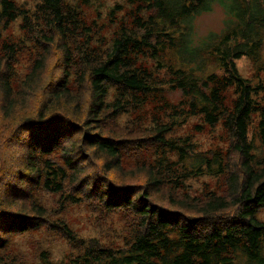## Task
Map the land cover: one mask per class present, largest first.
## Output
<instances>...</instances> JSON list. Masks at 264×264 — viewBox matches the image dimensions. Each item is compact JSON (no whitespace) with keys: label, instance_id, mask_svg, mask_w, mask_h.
I'll use <instances>...</instances> for the list:
<instances>
[{"label":"rangeland","instance_id":"obj_1","mask_svg":"<svg viewBox=\"0 0 264 264\" xmlns=\"http://www.w3.org/2000/svg\"><path fill=\"white\" fill-rule=\"evenodd\" d=\"M12 1L19 14L14 19L0 21V76L7 79L9 98L14 100V106L5 110L3 106L7 105V100L3 99L0 89V238L4 233L7 235V243L0 249V255L6 264H73L92 238L113 249L127 247L135 236L138 215L124 204L107 206L105 200L108 201L110 193L103 184L97 181L93 189L90 185L96 175L106 176V181L114 186L141 184L147 175L136 168L151 166L163 181L160 191L152 198L161 206L172 209L181 208L178 205L181 199L203 202L209 194H226V178L230 171L237 170V156L230 149L228 132L222 119L212 126L206 123L202 114L189 109L190 98L184 97L179 87L170 86L169 65L177 60V54L170 48V41L163 37V32L145 33L137 23L155 12L153 8L144 7L139 0H61L65 9L74 11L77 20L68 26L67 42L72 55L66 69L68 92L79 99V104L71 110L63 108L58 111L78 120L84 118L89 89L87 82L79 85L76 81L80 69L79 50L103 58L114 38L125 29L136 42L131 43L128 55L132 68L155 83L156 88L150 91L131 92L114 85L107 86V103L116 97L124 101L121 110L113 114L105 112L108 118L103 117L100 121L102 133L119 140L121 171L104 172L101 168L103 158L89 152L82 156L77 149H72L73 158L82 169L76 176L80 181L65 179L63 193L44 189L42 179L37 184L28 178L22 168L27 149L37 151L45 142L51 146V151L38 153L37 162L50 159L55 166L69 171L64 153L69 144L78 141L79 135L71 136L67 122L51 116L52 111L45 110L47 116L42 120L37 118V111L48 91L61 78L64 68L62 51L56 46L58 39L49 25L48 10L42 0ZM224 18L222 9L216 4L211 11L197 14L191 20L194 39L219 31L224 26ZM50 35L55 38L53 42L45 39ZM45 49L48 51L40 86L26 95L23 80ZM258 49L254 57L241 56L235 61L239 74L253 82L263 78L260 68L264 66V44ZM209 61L206 68L195 75L201 77L214 71L220 76L222 71L217 64ZM220 96L230 109L237 90L234 85H222ZM252 96L258 100L260 109L254 110L248 119V135L256 158H264V149L256 133L264 106L262 93ZM172 120L176 123L164 134L168 143L154 141V129L160 123ZM46 122L48 124L44 125ZM179 148H183L182 151ZM212 153L222 157L227 169L222 173L195 175L197 165L205 168L206 163L197 164L194 154L211 156ZM66 175L69 174L66 172ZM99 179L104 181L102 177ZM82 180L90 182L82 185ZM68 194L79 198L74 201ZM33 204L46 210L37 227L23 232L16 231L14 226L8 228V224L20 214L32 215L30 206ZM256 216L264 221V207L256 211ZM52 223L54 227L51 228ZM63 223L72 231L73 240H68L59 229Z\"/></svg>","mask_w":264,"mask_h":264},{"label":"trees","instance_id":"obj_2","mask_svg":"<svg viewBox=\"0 0 264 264\" xmlns=\"http://www.w3.org/2000/svg\"><path fill=\"white\" fill-rule=\"evenodd\" d=\"M139 1L144 7L155 9V12L137 23L145 33L163 32V37L170 41V48L177 54V60L169 65L171 76L168 83L171 87H179L182 95L190 98L189 109L202 114L206 123L212 126L222 119L231 140L230 149L237 156V170L230 171L226 178L225 195L209 194L203 202L181 199L178 200L179 209L163 207L153 200V194L160 191L163 181L151 166L136 168L147 175L141 184L114 186L102 174L93 176L96 180H91L92 189L98 181L110 193L108 201L105 200L107 206L124 204L138 215L136 233L127 247L117 249L101 245L92 238L73 264H236L238 261L243 264H264V221L256 216V211L264 207V158H256L253 142L248 135V119L254 110L260 109L258 100L252 95L261 92L264 105V66L260 68L263 78L253 82L241 76L235 64L241 56L257 55L258 48L264 44V0ZM42 3L48 10L49 25L58 39L56 46L62 51L64 68L61 78L48 91L47 98L38 109L37 118L42 120L47 116L45 110L52 111L49 114L67 122L71 136L79 135V138L76 143L69 144V149L64 153L69 171L55 166L50 159L37 162L38 153L51 151V146L45 142L37 151L26 150L22 168L23 173L35 183L39 184L42 179L44 189L63 193L62 183L65 179L80 181L76 176L82 169L73 158L72 149H77L82 156L89 152L103 158L101 168L104 172L122 169L119 140L104 135L100 121L103 117L108 118L105 112L113 114L121 110L124 101L116 97L113 102L107 103V86L114 85L131 92L150 91L156 86L144 74L132 68L128 55L131 43L136 42L125 29L114 38L103 58L79 50L80 69L76 81L79 85L87 82L89 89V104L84 118L78 120L58 111L63 108L71 110L79 104V99L68 92L69 74L66 69L72 55L67 42L68 26L77 20L74 11L65 9L61 0H42ZM215 4L224 13V26L217 32L211 31L198 40L194 39L191 20L199 13L211 11ZM18 14L19 10L12 0H0V21L14 19ZM45 37L48 42L55 40L53 35ZM47 51L45 49V53L35 60L23 80L26 95L40 86ZM207 61L217 64L222 74L217 76L211 71L201 77L200 74L195 75V72L206 68ZM222 85H234L237 90V97L230 109L226 108L220 96ZM0 89L3 99L7 100L3 108L9 110L14 106V100L9 98V84L3 75L0 76ZM175 123L174 120L160 123L154 129L152 139L168 143L164 134ZM256 133L264 149V106ZM179 149L182 151L183 148ZM185 153L188 155V152ZM194 159L197 164L206 163L205 168L197 165L195 175L222 173L227 169L222 157L215 153L211 156L194 154ZM99 177L104 181H100ZM86 180H82V185L90 182ZM68 196L74 201L79 198L75 194ZM30 209L32 215L20 214L8 224V228L14 226L16 231L23 232L37 227L46 210L35 204ZM50 227H54V224H50ZM59 229L68 240L74 239L65 223ZM6 243L7 235L4 233L0 238V249ZM6 263L0 255V264Z\"/></svg>","mask_w":264,"mask_h":264}]
</instances>
